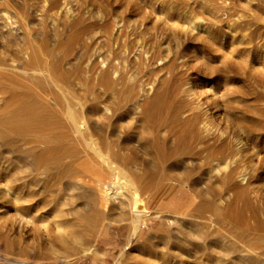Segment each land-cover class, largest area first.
<instances>
[{
	"label": "rangeland",
	"instance_id": "rangeland-1",
	"mask_svg": "<svg viewBox=\"0 0 264 264\" xmlns=\"http://www.w3.org/2000/svg\"><path fill=\"white\" fill-rule=\"evenodd\" d=\"M205 1L0 0V264H264V0Z\"/></svg>",
	"mask_w": 264,
	"mask_h": 264
},
{
	"label": "bare ground",
	"instance_id": "bare-ground-1",
	"mask_svg": "<svg viewBox=\"0 0 264 264\" xmlns=\"http://www.w3.org/2000/svg\"><path fill=\"white\" fill-rule=\"evenodd\" d=\"M205 1V0H204ZM206 2V1H205ZM170 10V9H169ZM2 19V18H1ZM4 19V18H3ZM190 20H192V19H190ZM193 29V28H192ZM194 31V30H193ZM199 33V32H198ZM197 33V34H198ZM94 59V58H93ZM94 62H95V60H94ZM139 62V61H138ZM56 67V66H55ZM94 67V66H93ZM54 68V67H53ZM55 69V68H54ZM57 69V68H56ZM105 70V69H104ZM51 71V70H50ZM35 72H37V71H35ZM40 72V71H39ZM44 74H45V71L43 72ZM112 73V72H111ZM115 73V72H114ZM25 74V73H24ZM27 74V73H26ZM32 74V73H31ZM29 75V76H32V75ZM34 74V73H33ZM39 74V73H38ZM44 74H42V75H44ZM47 74V75H46ZM46 74H45V76H48L49 77V79H52V77H51V74L49 73V72H47L46 71ZM57 74H59V72L57 73ZM60 75V74H59ZM27 76V75H26ZM116 76V75H115ZM120 76V75H119ZM25 77V76H24ZM34 77V76H33ZM65 77V76H64ZM110 77V76H109ZM129 77V76H128ZM118 78V77H117ZM116 78V79H117ZM130 78H132V77H130ZM28 79V78H27ZM61 79H62V76H61ZM64 79V78H63ZM122 78H121V76H120V80H121ZM48 80V79H47ZM53 80V79H52ZM119 80V81H120ZM130 80V79H129ZM132 80H133V78H132ZM51 81V80H50ZM54 82H55V80H54ZM57 82V81H56ZM61 82V81H60ZM117 82V80H115V84H117L116 83ZM58 83V82H57ZM60 84V83H59ZM106 84V83H105ZM139 85V84H138ZM114 87H115V85H114ZM151 88V87H150ZM109 89H110V86H109ZM146 90H147V88H145ZM133 91H135V90H133ZM148 91V90H147ZM147 91H145V90H141V91H139L140 92V94H141V96H143V97H146V98H148L147 96H149L148 95V93H146ZM153 91V90H152ZM159 91V90H158ZM122 92H123V90H122ZM129 92V91H128ZM127 92V93H128ZM138 92V91H137ZM164 93H165V91H164ZM163 93V94H164ZM134 94H135V92H134ZM140 94H138V95H140ZM136 96H137V94H135ZM130 96V95H129ZM138 97V96H137ZM142 97V98H143ZM154 98V97H153ZM157 97H155V99H156ZM143 99H145V98H143ZM158 100H159V98H158ZM127 101V100H126ZM142 101V100H141ZM152 101V100H151ZM122 102H123V100H122ZM122 102H121V104H122ZM142 102H144V100L142 101ZM125 103V102H124ZM137 103V102H136ZM149 103V102H148ZM151 103V102H150ZM131 104H133V102H131ZM135 104V103H134ZM133 104V105H134ZM141 104H143V103H141ZM151 105V104H150ZM156 105H158V104H156ZM193 105V104H192ZM118 106V105H117ZM116 106V107H117ZM121 106H123V105H121ZM120 106V107H121ZM139 106H141V107H143L142 105H139ZM136 107H138V106H136ZM148 107H151V106H148ZM118 108V107H117ZM132 108V107H131ZM139 108V107H138ZM105 109H108V107L107 108H105ZM122 109V108H121ZM120 109V110H121ZM134 109V108H133ZM140 109V108H139ZM143 108H141V110H142ZM156 109V108H155ZM154 109V110H155ZM194 109H196L195 107H194ZM28 110V109H27ZM108 110H110V109H108ZM119 110V109H118ZM117 110V111H118ZM136 110H138V109H136ZM144 110V109H143ZM149 110H150V108H149ZM167 110V109H166ZM107 111V110H106ZM117 111H115V112H117ZM119 112V111H118ZM147 113V112H146ZM157 113V112H156ZM171 113V112H170ZM67 114V113H66ZM69 114H70V112H69ZM68 114V118H69V121L71 122V124H72V128H73V132L74 133H76V134H79L80 136H81V141H82V139L84 140L85 139V137H87V136H84V134L88 131V128L86 127V128H84L85 127V125L86 126H88L87 124H86V122H85V125H83L84 127H82V128H84L83 130H81V128H80V125L78 126V120L76 121V119H77V116L74 118L73 116H71V114L69 115ZM149 114V113H148ZM27 115V114H26ZM83 115V114H82ZM195 115V114H194ZM81 117V116H80ZM156 117V116H155ZM35 118V117H34ZM151 119L153 118L152 116L150 117ZM38 119V118H37ZM81 119V118H80ZM82 120V122H83V119H81ZM185 120V119H184ZM197 121V120H196ZM83 122V123H84ZM59 124V123H58ZM57 124V125H58ZM80 124V123H79ZM81 125H82V123H81ZM90 125V124H89ZM200 125V124H199ZM164 126H166V125H164ZM177 126V125H176ZM89 127V126H88ZM174 127H175V125H174ZM176 128V127H175ZM69 129V128H68ZM70 129H71V126H70ZM93 129V128H92ZM49 131H50V129H48ZM203 130L206 132V131H208L209 129H207V127L205 126L204 128H203ZM86 131V132H85ZM47 132V131H46ZM203 132V131H202ZM48 133V132H47ZM211 133V132H210ZM79 135H77V136H79ZM206 135H207V133H206ZM205 135V136H206ZM79 136V137H80ZM203 136V135H202ZM198 137H199V135H198ZM86 140H88L87 138L83 141V142H86ZM230 142V141H229ZM235 142V141H234ZM231 143H233V142H230V144ZM86 144H88V143H86ZM225 144V143H224ZM236 144V143H235ZM238 144V143H237ZM207 145V144H206ZM88 147H90V151L92 152V154H94V155H96L95 156V158L97 157L98 158V160H100L99 162L100 163H98V165L100 164L101 166H106L108 169H109V172H110V174L112 175V177H115L112 181H110V182H108V183H102V182H100V180H99V182L97 183V194L96 195H98L99 196V199H100V202H101V205L100 204H98V206H102L101 208H105L107 205H109L108 203H112V202H115V203H117L118 205H119V207H120V209L122 208V209H126V210H128V212H129V214H130V238H131V240H135L136 238H137V236H138V234H139V232H140V230L142 229V228H144V227H146L147 226V222L151 219V218H160V217H162L161 216V214H162V211H159V210H156V209H152V208H150L149 207V205H148V202H147V199L144 197L145 195L143 194V193H145L146 192V187L144 186V187H142L140 184H139V180L138 181H136L135 180V178H134V176L133 175H131L130 173H129V170H125V169H123V167H119L118 165L117 166H115V165H113L114 163H113V161H112V153L110 152V151H108V150H106V152L104 153V152H102L101 151V149L98 147V144L94 141V140H89V144L87 145ZM107 147H108V145H106ZM111 146V145H110ZM200 146V145H199ZM215 149V148H214ZM213 149V150H214ZM112 154V155H111ZM211 154H212V151H211ZM111 156V157H110ZM116 157V156H115ZM111 158V159H110ZM229 158V157H228ZM227 158V159H228ZM226 159V160H227ZM229 159H231V158H229ZM95 165H97V164H95ZM97 165V166H98ZM132 165V164H131ZM114 166V167H113ZM218 169V168H217ZM228 170V169H227ZM219 171V170H218ZM234 173V172H233ZM236 175V174H235ZM238 175H240V174H238ZM242 175H244V173L242 174ZM222 176V175H221ZM229 176V175H228ZM138 182V183H137ZM230 182V181H229ZM96 190V189H95ZM96 192V191H95ZM98 202V201H97ZM110 203V204H111ZM116 204V205H117ZM107 208V207H106ZM104 210V209H103ZM126 212V211H125ZM167 220V219H166ZM58 233H59V235L57 236V240L60 242V244L62 243H64V237L66 236L65 235V231H63V230H61V228H59L58 229ZM130 244V242H128V244H127V246L124 248V251H128V249H129V245ZM95 249H94V247H89V249H87L86 251H85V253L86 254H90V253H92L93 251H94ZM84 252V251H83ZM52 253H55L56 255L57 254H59V252L57 251V250H55V249H53L52 250ZM66 260V259H65ZM68 260V259H67ZM70 262V261H69ZM17 264H27L26 262H16Z\"/></svg>",
	"mask_w": 264,
	"mask_h": 264
}]
</instances>
